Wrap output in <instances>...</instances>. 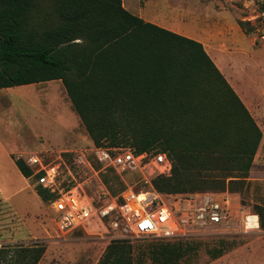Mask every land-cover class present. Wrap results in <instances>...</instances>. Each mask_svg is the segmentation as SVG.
Here are the masks:
<instances>
[{
  "label": "trees",
  "instance_id": "obj_1",
  "mask_svg": "<svg viewBox=\"0 0 264 264\" xmlns=\"http://www.w3.org/2000/svg\"><path fill=\"white\" fill-rule=\"evenodd\" d=\"M51 81L63 82L95 146L167 153L172 175L154 181L167 197L249 186L263 132L241 97L202 43L144 21L123 0H0V90ZM15 162L29 179L24 160ZM37 193L54 197L41 186ZM150 252L174 262L186 250ZM44 253L3 246L0 264H39ZM134 263L131 241L115 239L99 264Z\"/></svg>",
  "mask_w": 264,
  "mask_h": 264
},
{
  "label": "rangeland",
  "instance_id": "obj_2",
  "mask_svg": "<svg viewBox=\"0 0 264 264\" xmlns=\"http://www.w3.org/2000/svg\"><path fill=\"white\" fill-rule=\"evenodd\" d=\"M143 10L154 22L202 43L264 131V43L259 37L264 31V0H149ZM61 93L58 82L0 90V248L42 245L45 253L39 264H99L109 242L82 229L60 234L51 203L41 199L36 182L16 167L17 159L35 154L47 160L62 156L67 164L62 187L80 185L96 202L105 191L113 195L111 189L120 193L136 186L137 177L117 181L100 172L93 156L97 146L72 104L69 113L67 104L63 113L56 109ZM207 194L229 202L224 225L184 239H125L132 243L134 264H264V227L258 214L264 210V180L250 181L241 193ZM248 217L256 218L257 228H247ZM178 243L186 250L179 260L152 259L153 246Z\"/></svg>",
  "mask_w": 264,
  "mask_h": 264
},
{
  "label": "built area",
  "instance_id": "obj_3",
  "mask_svg": "<svg viewBox=\"0 0 264 264\" xmlns=\"http://www.w3.org/2000/svg\"><path fill=\"white\" fill-rule=\"evenodd\" d=\"M259 34L264 43V31ZM93 156L101 167L100 172L122 180L137 177L136 186L128 185L117 196L105 191L96 202L80 185L62 187L64 166L67 167L62 156L47 160L35 154L24 161L32 170L29 179L54 196L50 201L53 221L62 235L82 229L108 242L128 238L176 240L220 227L230 216L228 203L212 194L169 202V197L154 185L157 178L172 175L173 163L165 152L138 153L131 147H96ZM78 159L84 162L83 157ZM250 218L245 221L247 228Z\"/></svg>",
  "mask_w": 264,
  "mask_h": 264
},
{
  "label": "crops",
  "instance_id": "obj_4",
  "mask_svg": "<svg viewBox=\"0 0 264 264\" xmlns=\"http://www.w3.org/2000/svg\"><path fill=\"white\" fill-rule=\"evenodd\" d=\"M149 0H134V1H131V2H128L127 0H123L124 2V6L125 8L130 11L132 14L142 18L144 21L146 22H149V23H152L154 25H157L159 27H162L164 29H167L169 31H172L174 33H177V34H180V32H177L175 30H172L171 28L167 27V26H163L157 22H154V20L148 18L143 10V4L144 2H147ZM181 35V34H180ZM189 38V37H188ZM51 82H58L59 83V88H60V91L63 93H61V97L59 98V103L57 104V110L60 111L61 113L64 112L65 110V105L67 104V111L69 113V109L71 107V99L69 98V95L67 93V90L63 84L62 81H51ZM46 83H49V82H46ZM46 83H41V84H33V85H42V84H46ZM12 89V88H11ZM65 89V90H64ZM4 90V89H3ZM236 91V90H235ZM65 92V93H64ZM67 94V96L65 95ZM70 100V101H69ZM71 102V103H70ZM244 102V101H243ZM246 105V104H245ZM73 106V104H72ZM247 106V105H246ZM248 108V107H247ZM249 109V108H248ZM250 111V110H249ZM251 112V111H250ZM77 114V113H76ZM252 114V113H251ZM78 115V114H77ZM253 116V114H252ZM63 117V116H62ZM79 117V116H78ZM254 117V116H253ZM64 118V117H63ZM80 118V117H79ZM255 118V117H254ZM81 120V119H80ZM256 122L258 123L259 127L261 128L262 132H263V140L261 142V145H260V150H258V153L255 157V160H254V164H253V167H252V170H251V176H250V179L249 181H262L264 180V157H262V155L264 154V131H263V128L262 126L259 124V122L257 121V119H255ZM39 140L42 141L41 138H38ZM47 149V148H45ZM44 150V149H43ZM262 150H263V153H262ZM68 152V151H66ZM14 162V161H13ZM15 164V163H14ZM16 165V164H15ZM17 167V166H16ZM258 167L262 168V170H260V172L258 173ZM18 171L20 172V174L23 176V174L21 173V171L19 170V168H17ZM226 193V192H225ZM229 193V192H228ZM202 194H207V193H202ZM213 195V194H212ZM214 196V195H213ZM215 197V196H214ZM229 204V202H227Z\"/></svg>",
  "mask_w": 264,
  "mask_h": 264
},
{
  "label": "bare ground",
  "instance_id": "obj_5",
  "mask_svg": "<svg viewBox=\"0 0 264 264\" xmlns=\"http://www.w3.org/2000/svg\"><path fill=\"white\" fill-rule=\"evenodd\" d=\"M257 221L256 218H250L249 223H248V227L249 228H257Z\"/></svg>",
  "mask_w": 264,
  "mask_h": 264
}]
</instances>
